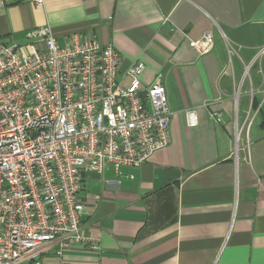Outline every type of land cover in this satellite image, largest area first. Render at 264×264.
<instances>
[{
	"label": "crops",
	"instance_id": "0c3cea01",
	"mask_svg": "<svg viewBox=\"0 0 264 264\" xmlns=\"http://www.w3.org/2000/svg\"><path fill=\"white\" fill-rule=\"evenodd\" d=\"M46 26L59 47L90 39L123 70L143 63L141 84L161 79L172 116L169 145L124 168L132 179L110 165L84 175L80 225L98 251L58 255L54 242L41 264H264V0H0L2 43L29 53Z\"/></svg>",
	"mask_w": 264,
	"mask_h": 264
},
{
	"label": "built area",
	"instance_id": "2783aa9c",
	"mask_svg": "<svg viewBox=\"0 0 264 264\" xmlns=\"http://www.w3.org/2000/svg\"><path fill=\"white\" fill-rule=\"evenodd\" d=\"M27 36L41 47L24 53L0 41V264H41L54 242L58 255L98 251L80 225L84 175L110 165L126 176L171 139L166 88L160 78L141 84L143 63L123 70L111 46L90 39L59 47L48 26ZM213 44L212 34L193 42L201 56ZM185 117L197 125L194 111Z\"/></svg>",
	"mask_w": 264,
	"mask_h": 264
}]
</instances>
